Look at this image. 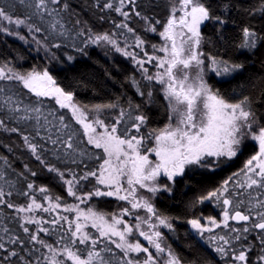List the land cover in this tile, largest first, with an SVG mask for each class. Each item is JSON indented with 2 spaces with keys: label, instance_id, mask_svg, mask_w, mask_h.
Here are the masks:
<instances>
[{
  "label": "snow or ice",
  "instance_id": "snow-or-ice-1",
  "mask_svg": "<svg viewBox=\"0 0 264 264\" xmlns=\"http://www.w3.org/2000/svg\"><path fill=\"white\" fill-rule=\"evenodd\" d=\"M19 3L32 10L31 16L41 20L45 15L51 17L48 24L51 33L66 34L62 18H57V7L66 11L70 8L68 3H62V0H19ZM49 5L57 7L50 8ZM94 6L101 12L118 13L123 19L118 24L114 22L113 26L133 34V42L129 44L125 38L121 47L115 34L92 33L86 26L77 32V36L85 37V47L107 44L130 58L148 86L141 90L134 77L132 83L138 94L146 96L149 102L153 97L152 83L159 84L167 102L168 122L163 127H149V118L140 111V105L131 103L128 108L119 106L118 102L91 107L80 104L75 100L74 92L62 87L48 67L20 71L11 66L7 57H0V82H16L35 97L51 98L60 109L69 110L87 145L101 150L99 154L78 150L83 141L74 142L75 132L67 134L66 138L57 135L53 139L48 135L46 139L52 145L63 146L64 155L73 164L77 163L74 154L98 161L94 169L77 173L71 168L62 169L48 163L41 155L46 149L33 143L28 135H22L35 160L48 173L54 174L67 196L76 202L67 203L63 197L52 194L47 186L31 181L26 183V190L18 193L26 198L25 202L16 204L7 199L13 196V191L5 192L0 187V205L14 210L24 234L9 236L7 242L0 236V264H113V260L104 255L113 253V249L119 250L118 264H184V259L167 243L161 231L164 228L174 232V218L163 215L153 198L157 193H171L178 177L201 170L216 174L217 170L229 167L230 162L237 160L247 149L246 141L254 142L256 151L243 161L242 167L192 201L193 207L215 201L221 209V218L193 214L186 223L195 234L194 238L206 241L212 247L221 264H264V199L252 196L253 190L257 197L264 195V112H258L249 96L233 101L208 83L206 61L208 70L223 78H234L245 64L205 53L203 44L211 43V40L202 32L203 26L212 23L217 38L223 40L227 25L237 23L232 12L238 9L237 15L244 19L237 25L240 41L236 47L241 50V55L254 54L259 47H264V27H256L251 20L264 22V0H256L253 6H245L241 0H221L217 5L211 0H169V14L163 21L137 10L141 7L137 0H104L103 3L95 0ZM132 16L140 17L145 22V31L158 33L163 43L148 45L145 38L136 35V30L129 25ZM30 21L31 17L16 16L14 19L13 14L0 7V33L27 42V38L16 30L26 25L34 34L35 42L49 52L47 44L35 37L42 28ZM76 24L81 21L77 20ZM13 25L16 27H10ZM120 35L124 36V33ZM146 46L152 49L151 53ZM52 47L58 49L61 45ZM130 48L139 51H130ZM77 51L86 55L84 48ZM50 56L57 60L55 53ZM74 59L67 56V61ZM146 65L156 71L150 72ZM8 91L11 89L6 83L0 84V109H6L7 119H35L40 124L41 107L22 106L21 100L14 99L15 93L8 95ZM37 104L42 105L43 101L38 100ZM108 109H118L111 124L100 118ZM43 119L47 120V117ZM59 123L61 128H69L63 115L59 117ZM0 128L12 133L21 132L19 127H9L4 119H0ZM29 172L32 177L37 176V172L30 169ZM162 177L168 183H160ZM3 179L0 174V180ZM93 181L90 190H82L84 183ZM245 192L247 201L241 199ZM94 197H114L126 206L112 213L81 207ZM40 213L54 215L45 219ZM63 213L71 214V217ZM230 221L244 223L236 227ZM218 229L227 231L221 234L216 231ZM0 231L7 235L9 229L3 227ZM249 233H256L252 240L258 244L249 243ZM41 234L56 235L57 239L49 243ZM137 237L143 238L146 245ZM257 247L259 251L254 252ZM41 249L46 251L41 252ZM254 254L255 259L252 258Z\"/></svg>",
  "mask_w": 264,
  "mask_h": 264
},
{
  "label": "trees",
  "instance_id": "trees-1",
  "mask_svg": "<svg viewBox=\"0 0 264 264\" xmlns=\"http://www.w3.org/2000/svg\"><path fill=\"white\" fill-rule=\"evenodd\" d=\"M100 2L103 3L104 0H100ZM211 2L213 5H217L221 0H211ZM241 2L245 6L256 4V0H241ZM62 3H68L70 8L63 11L55 5H49L50 8L57 7V18H62L61 23L64 25L66 34L57 35L51 33L48 28L51 17L45 15L41 20L39 17L31 16L32 10L21 5L19 0H0V7H4L10 14H13L14 19L16 16L20 18L31 17L30 22L42 28L40 33L35 34L36 39L47 44L50 50L46 52L43 47L38 45L33 39L34 34L29 32L25 25L19 26L16 30L27 38V42L16 36L0 33V57H7L11 62V66L20 71L31 70L33 67H48L62 87L74 92L75 100L80 104L91 107L96 104L118 102L119 106L124 108H128L129 103L140 105V111L149 118V127H163L168 122V109L160 91L161 86L155 82L152 83L150 90L153 92V97L149 102L146 96L141 97L138 94L132 83L134 77L140 83L141 90H145L148 86V82L142 80L140 71L130 58L116 52L113 48H104L96 44H89L85 47L83 42L85 37L77 36V32L86 26L91 29L92 33L102 34L108 32L115 34L114 38L118 40L121 47L124 46L125 38L131 44L134 39L133 34L113 26L114 22L118 24L123 18L118 13L109 10L99 11L94 6L95 0H62ZM168 3L169 0H137V4L141 6L137 10H140L144 15H150L156 20L163 21L169 14ZM148 5H151V7H148ZM238 11V9L233 10L232 15L237 23L227 25L224 29L223 40L217 38V30L212 23H207L206 26L202 27L204 36L211 40V43L205 42L203 44V51L224 59L244 63L245 68L240 70L238 74H234V78H223L210 74L208 83L233 101L242 98V96H249L258 112H264V47H259L252 55H241V50L236 47L240 41L237 25L244 17L237 15ZM101 16L106 18L101 20L99 18ZM77 20H80L81 24H76ZM251 22L258 28L264 27V22L258 19H253ZM129 25L136 30V35L146 39L148 45L159 43L158 33L146 32L145 22L140 17L132 16ZM10 27L15 28L16 26ZM121 32L124 33V36L120 35ZM55 44H60L61 47L58 49L52 47ZM78 48H84L86 55L79 53ZM129 50L139 51V49L134 48ZM146 50L149 53L152 52V49L147 46ZM51 53H55L57 60L51 59ZM69 55L75 57V59L67 61ZM5 83L11 89L7 92L8 95L15 93L14 99L21 100L22 106L41 107L42 116L40 124H37L35 119L9 120L5 114L6 109H0V119H4L9 127H19L21 129L20 133H12L0 128V174H3L4 177L3 180H0V187H3L5 192L13 191V196L7 197V199L16 204L25 202L26 198L18 193L21 190H26V183L31 181H34L37 185L47 186L52 194L63 197L67 203H75L76 201L72 197L67 196L62 184L54 179V174L43 169L31 155L30 150L23 142L22 135H28L33 143L46 149L41 155L48 163L55 164L62 169L65 167L71 168L77 173L94 169L97 167L98 161L88 156L74 154L73 158L77 163L73 164L71 159L64 155L63 146L59 144L52 145L46 139L48 135H51L53 139L57 135L66 138L67 134L75 132L77 135L74 136V142L83 141L78 145V150L83 149L94 154H99L101 150L87 145L82 130L71 118V114L67 109H60L51 98L35 97L34 94L29 93L27 89L16 82H0V84ZM38 100L43 101V104H37ZM61 115L65 117V123L69 124L68 129L61 128L59 123ZM117 115L118 109H108L104 110L101 118L111 124ZM43 117H47V120H44ZM57 129H60L59 133ZM37 132L40 133L39 136L36 135ZM245 143L248 144L247 149L237 160L230 162L229 167L217 170L216 174L205 173L202 170L188 173L177 179L170 194L161 193L153 199L155 206L163 215L174 218L175 231L170 232L164 229L162 232H164L167 243L184 259V264H221L220 258L206 241L194 238L195 234L191 232L186 221L192 218L193 214L221 218V209L215 201H205L203 204L195 205V207L192 206V201L195 197L205 194L213 186L218 185L224 178L231 175L232 172H236L242 167L243 161L256 151L254 143L250 141ZM58 156L60 159H57ZM25 165L28 167L25 168ZM29 169L37 172V176L32 177ZM92 184H94V181L91 184L84 183L82 190H90ZM37 196H39V193H37ZM252 196L264 199V195L257 197L255 190L252 191ZM241 199L247 201V192ZM122 206H126L125 202L118 201L114 197H94L87 204L81 205L85 210L87 207H93L94 210L104 213L118 211ZM63 214L71 217V214ZM40 215L45 219H50L54 214L40 213ZM15 216L14 210L0 205V228L6 227L9 229L7 235L0 231V236L4 237L5 242H7L9 236L24 235ZM230 224L236 227L242 225L234 224L232 221ZM31 227L34 228L35 226ZM90 231L94 230L90 229ZM216 231L223 234L227 229ZM41 235L49 243L57 239L56 235ZM247 235L249 243L258 244V241L254 242L252 240L256 233ZM9 247L12 246L9 245ZM36 247L39 248L40 246L36 245ZM44 251L46 250L41 249V252ZM258 251L257 247L254 252ZM104 255L106 258L112 259L113 264H118L119 250L113 249V253H105ZM252 258L255 259V254Z\"/></svg>",
  "mask_w": 264,
  "mask_h": 264
},
{
  "label": "rangeland",
  "instance_id": "rangeland-1",
  "mask_svg": "<svg viewBox=\"0 0 264 264\" xmlns=\"http://www.w3.org/2000/svg\"><path fill=\"white\" fill-rule=\"evenodd\" d=\"M158 39H159V43L158 44H156V45H160L161 43H163V41H162V39L159 37V35H158ZM100 46H102V47H108V48H113V49H115L114 47H112L111 45H107V44H100ZM133 62V61H132ZM134 64V63H133ZM135 65V64H134ZM136 66V65H135ZM147 67H149V70H150V72H155L156 71V69L154 68V67H152L151 65H148ZM137 68V67H136ZM210 74H214L215 75V73L214 72H212V71H209L208 70V68H207V62H206V65H205V79L208 81V76L210 75ZM154 83V82H153ZM161 94H162V92H161ZM162 97H163V94H162ZM163 99H164V97H163ZM164 101H165V99H164ZM165 103H166V105H167V102L165 101ZM69 111V110H68ZM70 112V111H69ZM103 114V113H102ZM102 114H101V116H102ZM94 115V114H93ZM101 116H100V118H101ZM101 119H103V118H101ZM105 122H106V120H105ZM106 123H108V122H106ZM122 128H123V126H121ZM98 130H101L102 131V129H98ZM252 143H254V142H252ZM255 144V143H254ZM179 178H181V177H178L177 179H179ZM160 183H168V181L165 179V178H161L160 179ZM162 193H165V194H170V193H167V192H162ZM145 195H149V194H147V193H144ZM161 193H157L156 195H155V197L154 198H156L157 196H159ZM153 198V199H154ZM231 222V221H230ZM162 230H164V228H162L161 229V231ZM137 238H139L140 240H141V243H144L145 245H146V242L143 240V238H140V237H137Z\"/></svg>",
  "mask_w": 264,
  "mask_h": 264
},
{
  "label": "water",
  "instance_id": "water-1",
  "mask_svg": "<svg viewBox=\"0 0 264 264\" xmlns=\"http://www.w3.org/2000/svg\"><path fill=\"white\" fill-rule=\"evenodd\" d=\"M234 224H243L244 222H235V221H232Z\"/></svg>",
  "mask_w": 264,
  "mask_h": 264
}]
</instances>
